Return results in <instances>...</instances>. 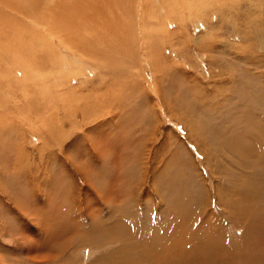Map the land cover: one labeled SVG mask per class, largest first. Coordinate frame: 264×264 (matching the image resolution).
<instances>
[{
	"label": "rangeland",
	"instance_id": "obj_1",
	"mask_svg": "<svg viewBox=\"0 0 264 264\" xmlns=\"http://www.w3.org/2000/svg\"><path fill=\"white\" fill-rule=\"evenodd\" d=\"M5 1L0 11L19 17V1ZM181 1L131 0L143 30L112 70L97 59L80 61L56 37L52 52L45 41L48 59L41 51L42 64L24 71H12L0 53V264H126L119 228L115 243L85 237L97 220L101 230L90 236L109 226L107 205L128 208L130 220L155 233L142 264H189L180 258L203 245L208 264H218L219 250L231 256L250 226L262 224L232 203L239 201L235 184L254 169L264 182V0ZM64 55L62 69L54 67ZM69 58L85 64L67 67ZM115 79L123 82L117 87ZM237 135L247 141L235 155L221 145ZM243 158L258 166H244ZM56 216L77 229L55 233ZM205 217L221 223L208 230ZM177 223L184 232H175ZM140 229L136 247L152 239ZM212 230L214 242L203 243ZM224 264L236 263L228 257Z\"/></svg>",
	"mask_w": 264,
	"mask_h": 264
},
{
	"label": "bare ground",
	"instance_id": "obj_2",
	"mask_svg": "<svg viewBox=\"0 0 264 264\" xmlns=\"http://www.w3.org/2000/svg\"><path fill=\"white\" fill-rule=\"evenodd\" d=\"M2 1H5V0H2ZM6 1H5V3L9 2V1H7V2ZM12 1H19V3L17 4V5H19V8H18V10L16 9L17 10L16 12L17 13L19 12V15H20L19 17L12 15L15 12L14 13L12 12V14L10 15L9 13H5V12L0 11V28H1V30H0V53L1 54L4 53L5 54L4 57H6L5 59H7L9 61V63L12 64V66L14 68L9 67V68H12V71H13V69L17 70V72L18 71H24L23 70L24 68H27V67L30 68L33 65L42 64L41 60H38V58L36 57L37 53L44 51V53L46 54L47 59H48L49 53L45 52L46 48H47L45 41H49L48 47H49L50 51L52 52L53 48L50 45V43H52L51 41H53V37L58 38V40H60L61 43H63L64 45H66V43H67L68 46L66 45V47L68 49L74 51L75 53H78V55H79L78 59L79 60H80V58L86 60V57H87V60L88 61L90 60V62H91L92 59H94V60L97 59L100 62H102L104 65L106 64L107 67L112 70L116 64H117V67L119 66L118 64H121L122 60L119 62V60H120L119 58L120 57L123 58L124 55L127 53V51H128L127 46L130 47L132 44L135 43L130 38H133V36L136 35V29L139 28V29L143 30L139 24H142V23L144 24V22L142 21V23H139L138 22L139 20L137 18L138 16L135 19L136 11L134 10L133 7H130V5H132L130 2L131 0H11V2ZM180 3L182 6L187 7L186 0H182ZM7 4H9V3H7ZM45 4H46V6H44ZM114 5L116 7V10H113ZM142 6L145 7V5H142ZM108 10H110V11L113 10L112 13L115 16L113 21H111V22L109 21V19L107 17L108 16V14H107ZM144 13L145 14L147 13L146 8H142L141 14H139V16L142 15L143 20H145L144 19ZM23 14H25V15H23ZM25 16H27V19L25 18ZM25 19L27 20L26 22H25ZM95 20L98 21L97 24L95 23ZM214 29H209V32L212 33V31ZM82 33H85L88 35H85L86 37H84V38L79 37V34L84 35ZM141 34L143 35V33H141ZM207 34H209V33H207ZM126 36H129V37H126ZM49 37H51L52 40ZM145 37H146V35H145ZM146 39H148V41H149L148 37H146ZM144 43L147 44V46H150V45H148V42L145 40H144ZM131 48H133V46ZM110 49L117 52V54H112L110 52ZM131 50H133V49H131ZM65 57H66L65 55H64V57H62V56L58 57V60H57L56 65L54 67L59 68V66H60V69H62ZM66 58H68V57H66ZM78 59L77 58H73V59L69 58L70 61L66 60L65 64L67 65V67H69V66L70 67L71 66L77 67L81 63H83V62L80 63ZM105 59H107V61H105ZM99 61H97V64L101 65ZM45 62L46 61H44V63ZM50 62L53 63L52 60ZM83 64H85V63H83ZM87 68H88V65H87L86 69ZM89 69H91V67L88 68L87 70H89ZM116 73H117L116 71H113L112 75L115 76ZM28 76H29V74H28ZM20 79H21V77H20ZM122 80L119 79V83H121ZM114 81H115L114 85L117 86L118 80L115 79ZM110 85L113 86V84H111V83H110ZM1 87H3V86H1ZM175 88H177V87H175ZM122 90H124V88ZM129 93L127 92L125 94V97H127L126 99L129 100V101L126 100L128 105H131L132 108H137L138 106L136 103H133V104L131 103V102L135 101L133 99L135 96L130 95ZM6 94H7V92H6ZM112 95L114 96L115 93H112ZM32 97H33V95H32ZM206 122H208V121H206ZM261 131H262V129H261ZM248 133H249V131H248ZM245 134H242V135H245ZM218 135L220 136L219 133H218ZM227 135H229V133ZM246 136H244V137H246ZM10 140H11V137H10ZM245 140L243 137L238 136L235 138V136H231V137L229 136V137H226V141H224L225 145H221V146L227 147L228 151H230V152L234 151V154L236 153L235 155H237L238 153H241V144L245 143ZM250 140H252V139H250ZM252 142L253 141H251V146L253 144ZM260 142L264 143V138ZM3 146H4V144L0 145L1 148H3ZM251 146H249V147H251ZM113 147L114 146H112V150H113ZM259 147H260V145H259ZM245 148H243V149H245ZM261 148H262V146H261ZM262 149H263L262 153L264 154V147ZM255 150H256V148H255ZM262 153H260V154H262ZM252 154H256V153H252ZM242 155L244 157V154H242ZM254 156H256V155H254ZM236 158H238V157H236ZM245 158H246V155H245ZM261 158H262V156H261ZM235 161H236V159H235ZM256 161H260V160H256ZM249 162H250V160L244 159L243 160L244 166H245V164L246 165L248 164V166H250V167H252V165H256V164L250 165ZM241 165L242 164H240L239 166H241ZM261 165L264 166L263 163ZM256 166H258V165H256ZM242 168H245V167H242ZM261 169L262 168H260V170ZM257 171H256V169H254V171L248 177L244 176L242 178V180L239 181V183L242 184V186L241 185L237 186L235 184V186H236L235 189L237 190V192H239V193H236L239 196V201L237 198L236 201H238V202L237 203L233 202L232 207H234L238 211H241V214L244 213L245 216H247V217H250L249 213H251V217L253 218L254 223H256V222L262 223L261 225L256 226V224H252L250 226V230L247 231V235L245 237L243 246L245 248H250V247H252L253 244L259 243V245L264 250V236L259 234V233H264V231H262V229L264 227V207H263V204H264V182L262 181V179H263L262 173H259ZM263 171H264V167H263ZM237 181H238V179H237ZM97 193L99 194V191H97ZM187 195H189V193H187ZM49 198H52V197H49ZM109 201H110V199H107V200L104 199L103 200V202H108V204H110ZM191 203H192V201H191ZM107 206L109 207V212L106 213L107 215L104 218H106V217L109 218V220H110L109 226L106 229H104L103 231H101L97 236H90L92 233H95L96 231L101 230L103 223H102V221L97 220L93 224L91 223L90 228H92V229H89L90 232H87L88 236H85V237L89 238L88 240L91 242H94V244L101 245L102 241H105V243H111V242L115 243V238L117 236V232L120 230L121 231V233L119 234L120 239L121 238H127V241H123V243H126L127 245L125 247L120 246V248L122 247V249H124L126 252L123 255L120 254V255L125 257L126 262H124V263L129 264L130 263V257L135 256L137 253H138V258H137V260H135L134 264H142L144 262V260H148L149 255L146 253V251H148V249H149L148 245L152 246V245H155V243L157 242V237H156L155 233L152 230H150V231L146 230V228L144 226L141 227L135 220H130L132 216L129 213L125 212V211H130L128 208L124 209V207L118 206V207H115V209L112 211L111 205H107ZM177 212L181 215H184V213H185L184 210H182V209H177ZM188 212L191 213V211H188ZM258 215H260L261 221H259L257 219L258 217H255ZM175 216H176V214H175ZM210 216L212 217L213 215L210 214ZM210 219L211 218H209V219L206 218V220H210ZM256 219H257V221H256ZM239 220H241V219H239ZM56 221H57V223L54 224V226H52V225L50 226V227H52V229L54 228L56 230L55 233L59 232V233L63 234V233H67L73 229H77V227L67 225L65 223V218H63V216L57 217ZM138 221H140V220H138ZM216 221H218L217 223H221V221L217 220V219L215 221L210 220V221L205 222V226L209 227L210 225H214V223ZM161 223H163V222H161ZM123 226L128 227L130 229V231H128V230L123 231V228H122ZM174 227H175L176 233L184 232V229L181 228V226L178 223L176 225H174ZM116 228H119V230H117ZM108 229H109V231L106 232V230H108ZM139 229H140V231L145 232V233H143L145 236H148V235L151 236L152 235V239H151L150 243H147V246L141 245V246L136 247L137 238L135 236L136 235L135 232L138 231ZM209 229H210V227L208 228V230ZM205 231H206V229H205ZM212 231H209L206 233L207 241H203V243L204 242H208V243L214 242V241H212V238H209V236H213V234H218V233H215V231H213L214 232L213 233ZM70 233H72V232H70ZM78 234L79 233L76 234L77 236H79V238L77 240L81 239L80 234L79 235ZM161 239L163 240V236ZM146 241H147V239H146ZM171 241L173 242L174 240H171ZM82 242H84V241H82ZM215 242H216V240H215ZM157 244H159V243H157ZM163 245H165V244H163ZM158 246H160V245H158ZM203 247H204V245L200 246V247H193V251L191 252V250H190L188 252V258L187 257H181L180 260L188 262L189 264H208V259H207V256L205 254L206 248L203 249ZM118 248H114V250H117ZM161 248H162V245H161ZM163 248H164V246H163ZM128 251H129V253H128ZM113 253H115V251ZM225 253L226 254L223 255L224 254L223 249L218 251V254H217V260H218L217 263L218 264H224L227 261L228 257L230 259L234 260L235 263L237 261H239V249H232L230 252H228L231 254V256L227 255V252H225ZM164 256H162V257H164ZM243 257H245L249 261H252L255 258V256L250 255L248 251H246L243 254ZM261 257H264V255H262ZM110 258H113V256L109 255L105 260H109ZM167 258H169V257H167ZM172 258H174V257H172ZM154 260H156V259H154ZM160 260H161V255H160ZM175 263H173V264H175ZM159 264H160V262H159ZM169 264H171V263H169ZM209 264H212V263H209Z\"/></svg>",
	"mask_w": 264,
	"mask_h": 264
},
{
	"label": "crops",
	"instance_id": "obj_3",
	"mask_svg": "<svg viewBox=\"0 0 264 264\" xmlns=\"http://www.w3.org/2000/svg\"><path fill=\"white\" fill-rule=\"evenodd\" d=\"M244 242L239 247V261L236 262V264H255L260 262L261 264H264V257H261L264 255L263 248L259 245V243H255L252 246L255 247L256 250L253 249V247L245 248L243 245ZM248 251L250 255L255 256V258L252 261H249L245 257H243V254Z\"/></svg>",
	"mask_w": 264,
	"mask_h": 264
}]
</instances>
